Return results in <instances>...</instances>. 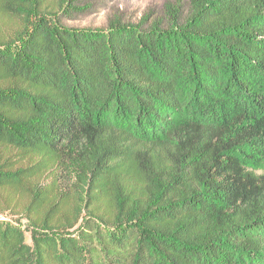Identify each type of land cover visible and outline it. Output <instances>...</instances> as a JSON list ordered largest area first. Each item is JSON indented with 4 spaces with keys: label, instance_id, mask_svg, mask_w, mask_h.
Returning a JSON list of instances; mask_svg holds the SVG:
<instances>
[{
    "label": "trees",
    "instance_id": "trees-1",
    "mask_svg": "<svg viewBox=\"0 0 264 264\" xmlns=\"http://www.w3.org/2000/svg\"><path fill=\"white\" fill-rule=\"evenodd\" d=\"M48 1L79 0H0L25 13L0 41V199L25 220L0 218V264H264V0L106 28Z\"/></svg>",
    "mask_w": 264,
    "mask_h": 264
},
{
    "label": "rangeland",
    "instance_id": "rangeland-1",
    "mask_svg": "<svg viewBox=\"0 0 264 264\" xmlns=\"http://www.w3.org/2000/svg\"><path fill=\"white\" fill-rule=\"evenodd\" d=\"M169 5L183 4L177 0H79L70 2L68 8H59L56 1H48L44 7L47 13H54L57 19L67 27L73 28H106L109 20L120 22L139 23L144 21V26L153 22L161 24L170 23L172 18L166 9L165 3ZM11 21L0 20V41H6L17 32V26L22 18V11H14ZM180 18L185 15V9L181 7ZM21 205V199L15 197L13 201ZM6 210V211H5ZM0 218L8 221H17L21 224L25 220L21 218L16 208L4 206L0 199ZM23 226V225H22Z\"/></svg>",
    "mask_w": 264,
    "mask_h": 264
}]
</instances>
